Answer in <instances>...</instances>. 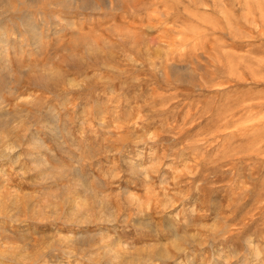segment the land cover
<instances>
[{
  "label": "rangeland",
  "instance_id": "rangeland-1",
  "mask_svg": "<svg viewBox=\"0 0 264 264\" xmlns=\"http://www.w3.org/2000/svg\"><path fill=\"white\" fill-rule=\"evenodd\" d=\"M0 264H264V0H0Z\"/></svg>",
  "mask_w": 264,
  "mask_h": 264
}]
</instances>
